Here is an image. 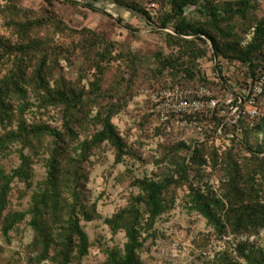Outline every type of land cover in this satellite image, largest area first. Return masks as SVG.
<instances>
[{
	"label": "rangeland",
	"instance_id": "obj_1",
	"mask_svg": "<svg viewBox=\"0 0 264 264\" xmlns=\"http://www.w3.org/2000/svg\"><path fill=\"white\" fill-rule=\"evenodd\" d=\"M74 1L0 0V264H111L124 254V211L132 207L139 209V264H250L237 245L264 253V227L232 233L225 223L220 231L193 207V196L222 200L216 213L224 222L232 181L264 204V116L251 128L219 131L204 115L199 132L162 124L149 112L148 94L201 82L218 92L216 70L220 89L244 88L264 66V45L248 60L233 58L253 41L264 0L216 25L200 5L221 9L236 0L185 7L218 55L207 37L177 36L172 22L162 25L166 0ZM198 47L206 54L191 60ZM67 102L75 105L66 109ZM108 112L120 153L94 137ZM17 168L26 177L5 188ZM144 179L167 184L153 219L140 199ZM75 225L85 234L83 254Z\"/></svg>",
	"mask_w": 264,
	"mask_h": 264
},
{
	"label": "trees",
	"instance_id": "obj_2",
	"mask_svg": "<svg viewBox=\"0 0 264 264\" xmlns=\"http://www.w3.org/2000/svg\"><path fill=\"white\" fill-rule=\"evenodd\" d=\"M95 1V0H92ZM89 2L86 5L92 7L93 3ZM170 5V12L167 13L162 21V25L166 26L167 23L172 22L173 31L177 36H195L198 40L201 38L198 35H203L210 39L214 45L213 52L214 55L219 54V48L215 44V40L211 34L207 32L203 27L197 26L195 20L186 16L184 9L191 2V0H166ZM66 2L76 3L74 0H66ZM253 7L250 0H236L234 2H229L223 8L218 9L212 5H200L199 12L208 18L211 25H216L221 22L228 21L231 19L235 13H243L247 9ZM186 46L190 47L193 45L194 40L187 38L182 39ZM203 41V40H201ZM264 45V16L255 24L254 26V38L250 42L247 48L244 50L243 55L239 58H233V64H237V60L245 61L248 60L249 56L255 51L259 50ZM191 60H195L197 57H201L206 54L205 48H195L190 49ZM260 70V69H259ZM259 72V71H258ZM257 72V73H258ZM194 74H190L193 77ZM200 84L209 85L206 82H201ZM197 85V84H196ZM194 85V86H196ZM175 86V85H172ZM169 86V87H172ZM177 86H190V85H177ZM191 86V87H194ZM75 103L67 102L66 109L72 107ZM210 117H214L217 122L221 123V119L215 114H208ZM204 116V115H203ZM111 113L108 112L102 122V127L95 134V139L98 142L106 140L111 146H113L118 153L121 152L122 145L120 143L119 137L115 132L112 123L110 121ZM200 120V119H199ZM67 122V121H66ZM65 122V124H66ZM162 124L174 123L172 121L161 122ZM176 125V124H175ZM182 128V127H181ZM48 134L52 135L56 139L61 137V132L56 128H48ZM252 155L260 153L251 150ZM236 167L234 166L233 170ZM55 169V157L52 156L49 162V174L53 175ZM237 171V169H236ZM26 177V173L23 168H17L13 171V174L5 176L4 187L7 188L12 177ZM141 190L144 192L140 199L144 202L148 209L150 218L153 219L155 216L160 214L164 209V201L162 198V193L166 189L167 184L162 182H156L153 180H141L139 181ZM232 196H226L228 207L225 209V222L217 215L216 210H223L224 203L222 200L217 198H209L201 192H194L193 196V207L197 209L207 221L217 227L220 231L224 229V224H228L232 233H238L241 231H253L264 227V204L260 203L250 191H245L239 189L233 184L230 188ZM232 197V198H231ZM124 214H127L128 218L124 224L126 229L127 243L125 244L124 254L119 259H114L111 264H139L136 251L140 246L139 241V231L136 228V223L139 217V209L132 207L129 210H125ZM24 214H20L22 217ZM123 215L120 216V218ZM73 234H77L81 253L86 251V238L85 234L78 229L77 225L72 228ZM245 244L237 245L238 253L246 258L250 264H264V253L256 250H250L245 252Z\"/></svg>",
	"mask_w": 264,
	"mask_h": 264
},
{
	"label": "built area",
	"instance_id": "obj_3",
	"mask_svg": "<svg viewBox=\"0 0 264 264\" xmlns=\"http://www.w3.org/2000/svg\"><path fill=\"white\" fill-rule=\"evenodd\" d=\"M212 80L218 84V92L204 84L194 87L175 85L150 91L149 112L160 122L172 121L179 127L199 132L204 126L199 120L203 115H217L221 119L219 131L232 124L238 131L251 128L264 116V66L244 88L237 90L220 89L225 85L217 70ZM224 136L232 135L225 133Z\"/></svg>",
	"mask_w": 264,
	"mask_h": 264
}]
</instances>
